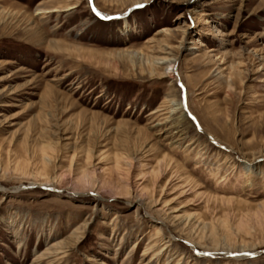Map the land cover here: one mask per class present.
<instances>
[{
  "label": "rangeland",
  "instance_id": "rangeland-1",
  "mask_svg": "<svg viewBox=\"0 0 264 264\" xmlns=\"http://www.w3.org/2000/svg\"><path fill=\"white\" fill-rule=\"evenodd\" d=\"M0 264H264V0H0Z\"/></svg>",
  "mask_w": 264,
  "mask_h": 264
},
{
  "label": "bare ground",
  "instance_id": "bare-ground-1",
  "mask_svg": "<svg viewBox=\"0 0 264 264\" xmlns=\"http://www.w3.org/2000/svg\"><path fill=\"white\" fill-rule=\"evenodd\" d=\"M67 9L66 10H64V11H69V10H73V9H75V6H67L66 7ZM37 11H39V12H43V10H41V9H38ZM177 58V57H176ZM176 58H174L173 56H172V58H164V59H161L160 61H159V63L158 64H156L157 66H159V65H164L165 67H167V68H170V71L172 72L173 71V68H174V63L176 62ZM155 64V63H154ZM154 64H152L153 66H154ZM169 74V73H168ZM180 122H185L186 121V117L184 116V115H181L180 116ZM43 185V184H42ZM44 185H46V184H44ZM157 233H158V236L160 235V230H157Z\"/></svg>",
  "mask_w": 264,
  "mask_h": 264
},
{
  "label": "snow or ice",
  "instance_id": "snow-or-ice-1",
  "mask_svg": "<svg viewBox=\"0 0 264 264\" xmlns=\"http://www.w3.org/2000/svg\"><path fill=\"white\" fill-rule=\"evenodd\" d=\"M140 7H142V5Z\"/></svg>",
  "mask_w": 264,
  "mask_h": 264
}]
</instances>
